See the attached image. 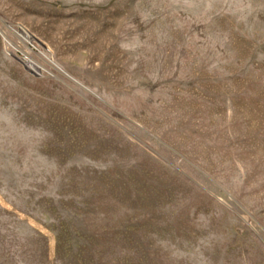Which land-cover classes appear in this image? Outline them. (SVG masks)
Here are the masks:
<instances>
[{"label":"rangeland","instance_id":"374dc122","mask_svg":"<svg viewBox=\"0 0 264 264\" xmlns=\"http://www.w3.org/2000/svg\"><path fill=\"white\" fill-rule=\"evenodd\" d=\"M0 264H264V0H0Z\"/></svg>","mask_w":264,"mask_h":264},{"label":"bare ground","instance_id":"6f19581e","mask_svg":"<svg viewBox=\"0 0 264 264\" xmlns=\"http://www.w3.org/2000/svg\"><path fill=\"white\" fill-rule=\"evenodd\" d=\"M29 36H30V35H29ZM26 64L28 65V67L34 68V69H36L37 71L40 70V67H39L37 64H35L34 62H32V61H28V62H26Z\"/></svg>","mask_w":264,"mask_h":264},{"label":"built area","instance_id":"2783aa9c","mask_svg":"<svg viewBox=\"0 0 264 264\" xmlns=\"http://www.w3.org/2000/svg\"><path fill=\"white\" fill-rule=\"evenodd\" d=\"M31 61V60H30ZM33 62V61H32Z\"/></svg>","mask_w":264,"mask_h":264}]
</instances>
